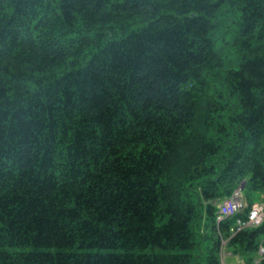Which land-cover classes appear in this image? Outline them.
Instances as JSON below:
<instances>
[{
	"label": "trees",
	"instance_id": "16d2710c",
	"mask_svg": "<svg viewBox=\"0 0 264 264\" xmlns=\"http://www.w3.org/2000/svg\"><path fill=\"white\" fill-rule=\"evenodd\" d=\"M260 199L264 0H0V264H264Z\"/></svg>",
	"mask_w": 264,
	"mask_h": 264
},
{
	"label": "built area",
	"instance_id": "2783aa9c",
	"mask_svg": "<svg viewBox=\"0 0 264 264\" xmlns=\"http://www.w3.org/2000/svg\"><path fill=\"white\" fill-rule=\"evenodd\" d=\"M248 206L244 190L237 189L233 195L224 200L218 206V222H222L230 217L236 216L238 213L242 212ZM264 223V203L254 204L249 211L248 218L246 220L239 219L235 227L232 228L231 232L236 235L240 231L246 228H255ZM259 253L264 254V247L260 248Z\"/></svg>",
	"mask_w": 264,
	"mask_h": 264
},
{
	"label": "rangeland",
	"instance_id": "374dc122",
	"mask_svg": "<svg viewBox=\"0 0 264 264\" xmlns=\"http://www.w3.org/2000/svg\"><path fill=\"white\" fill-rule=\"evenodd\" d=\"M244 184L246 185V183H243L237 189H244L245 188ZM223 201L224 200L219 202L217 205L219 206V204H221ZM257 203H264V200L260 199L259 201L255 202V204H257ZM230 241H231L230 238L224 241L225 245H224V250H223V253H222L223 264H246L245 262H243V260L241 258L232 256V254L230 253V251L227 248V246H228Z\"/></svg>",
	"mask_w": 264,
	"mask_h": 264
},
{
	"label": "crops",
	"instance_id": "0c3cea01",
	"mask_svg": "<svg viewBox=\"0 0 264 264\" xmlns=\"http://www.w3.org/2000/svg\"><path fill=\"white\" fill-rule=\"evenodd\" d=\"M239 258V257H238ZM243 262H245L244 260H243Z\"/></svg>",
	"mask_w": 264,
	"mask_h": 264
}]
</instances>
